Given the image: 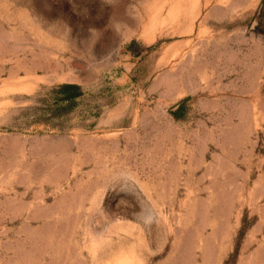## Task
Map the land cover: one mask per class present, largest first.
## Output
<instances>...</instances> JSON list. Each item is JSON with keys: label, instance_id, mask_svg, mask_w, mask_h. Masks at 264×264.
Masks as SVG:
<instances>
[{"label": "rangeland", "instance_id": "obj_1", "mask_svg": "<svg viewBox=\"0 0 264 264\" xmlns=\"http://www.w3.org/2000/svg\"><path fill=\"white\" fill-rule=\"evenodd\" d=\"M0 264H264V0H0Z\"/></svg>", "mask_w": 264, "mask_h": 264}, {"label": "trees", "instance_id": "obj_2", "mask_svg": "<svg viewBox=\"0 0 264 264\" xmlns=\"http://www.w3.org/2000/svg\"><path fill=\"white\" fill-rule=\"evenodd\" d=\"M80 87L73 84H62L56 87V93L60 95L58 102L68 103L81 95Z\"/></svg>", "mask_w": 264, "mask_h": 264}]
</instances>
